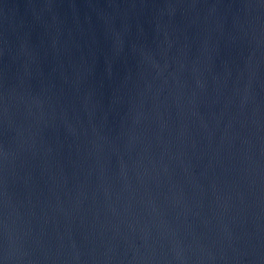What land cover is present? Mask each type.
Returning a JSON list of instances; mask_svg holds the SVG:
<instances>
[{
    "label": "water",
    "instance_id": "water-1",
    "mask_svg": "<svg viewBox=\"0 0 264 264\" xmlns=\"http://www.w3.org/2000/svg\"><path fill=\"white\" fill-rule=\"evenodd\" d=\"M0 264H264V0H0Z\"/></svg>",
    "mask_w": 264,
    "mask_h": 264
}]
</instances>
